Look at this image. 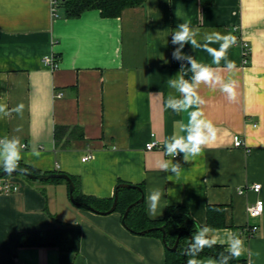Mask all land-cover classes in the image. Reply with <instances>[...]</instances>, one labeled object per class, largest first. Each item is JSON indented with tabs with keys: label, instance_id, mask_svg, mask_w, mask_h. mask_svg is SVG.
<instances>
[{
	"label": "crops",
	"instance_id": "crops-1",
	"mask_svg": "<svg viewBox=\"0 0 264 264\" xmlns=\"http://www.w3.org/2000/svg\"><path fill=\"white\" fill-rule=\"evenodd\" d=\"M183 21L199 29L200 44L212 32L236 39L227 53L233 72L223 70V60L213 65L236 81V99L229 101L219 85L215 91L199 87L205 115L219 131L187 162L163 150L188 119L165 106L169 93L178 95L167 86L169 77L182 75L174 62L186 60L173 58L180 46L171 42ZM244 43L251 51L247 64ZM181 51L211 64L201 48L186 44ZM46 57L55 58V69L45 65ZM19 104L21 114H0V137L21 138L22 165L40 175L75 177L83 195L100 200L115 199L119 186L132 185L146 202L159 187L165 190L162 213L150 220H163L169 207H186L201 226L221 236L238 234L247 248L240 260L264 264V213H248L264 202V0H147L118 18L92 10L76 19L60 8L54 13L50 0H0V105L11 110ZM236 137L243 147H236ZM153 141L162 148L147 151ZM164 159L181 163L179 176L159 170ZM8 177L1 180L19 190L0 192V264H166L161 238L132 233L121 213L74 205L67 183ZM256 184L260 190L252 189ZM66 226L81 231L78 254L19 244L21 233Z\"/></svg>",
	"mask_w": 264,
	"mask_h": 264
},
{
	"label": "clouds",
	"instance_id": "clouds-1",
	"mask_svg": "<svg viewBox=\"0 0 264 264\" xmlns=\"http://www.w3.org/2000/svg\"><path fill=\"white\" fill-rule=\"evenodd\" d=\"M178 16V15H177ZM179 17V16H178ZM198 28H193L188 21L179 23L171 33V42L178 44L180 47L173 52L174 59H186L190 64L192 76L191 79H185L178 72L175 77L167 79V86L175 89L178 95L169 93L165 106L175 114L187 113L188 119L180 128L181 135L175 131L165 139L163 145L164 154L167 157H177L183 154V160L189 161V157H196L201 152L211 146L217 139L219 129L206 117L203 106L206 104L205 99L200 95L198 89L201 85H206L210 90L215 91L219 85V91L226 95L229 101L236 99V81L225 77L217 71L221 61H224V71L232 73L236 68L235 62L227 57L228 49L236 43V39L231 34L221 35L218 32L205 34L204 43L200 44L195 39L198 34ZM189 44L194 49L201 48L211 57V64L198 61L193 56L182 53L181 49ZM213 44H219V48L211 47ZM183 71V65L181 66ZM157 95L159 93H156ZM24 105L19 104L9 110L6 105H0V114L10 116L13 112L21 114ZM16 128L14 132H20ZM26 145L21 142L18 135H5L0 137V170L3 174L12 175L20 174L26 170L21 167L23 151ZM31 154L39 157L41 152L35 147L31 148ZM85 160L87 157L84 158ZM159 170L165 173H172L179 176L183 170L180 162H173L172 159H164L158 162ZM168 189L167 191H172ZM165 195V190L159 187L149 191L146 199L148 215L156 218L162 213L161 201ZM188 244L184 250L187 257L186 264H230L234 259H239L247 252L245 242L236 233L228 232L221 236L210 226H195V231L187 238ZM224 247V251L218 256L203 257L201 254L205 249H212L215 246Z\"/></svg>",
	"mask_w": 264,
	"mask_h": 264
},
{
	"label": "trees",
	"instance_id": "trees-1",
	"mask_svg": "<svg viewBox=\"0 0 264 264\" xmlns=\"http://www.w3.org/2000/svg\"><path fill=\"white\" fill-rule=\"evenodd\" d=\"M147 0H60L58 8L64 11L65 17L68 19H76L84 13L92 10H98L102 16L107 18H118L123 12L129 8H137L144 6ZM206 3H213V0ZM183 65V71L181 66ZM174 67L180 69L185 79L190 80L192 73L189 71L190 64L187 60L175 61ZM62 129V128H61ZM61 133V130H58ZM21 167L26 171L40 175L38 172L27 168L21 164ZM2 172V170H0ZM9 178V177H8ZM75 184L74 197L78 202H85L96 210L104 213L111 210L115 199L100 200L93 197H87L81 193L80 182L77 178L70 176ZM52 182H65L66 180L54 179ZM144 190V188L142 187ZM119 196V204L115 213L125 215L129 206L142 198V192L139 190L118 187L117 193ZM210 212V211H209ZM201 226L190 214L188 208L183 206L169 207L166 211L165 218L160 221H152L149 219L146 209V202L133 207L126 220L125 227L134 234L141 235V232L153 228H165L166 236L160 230L151 232L147 236L159 237L163 240L166 248V264H186L187 257L184 250L187 247L188 240L195 231V226ZM211 227V225H208ZM81 231L75 227L66 226L55 231H44L35 233H21L19 235L20 246L32 247H55L62 251L78 254L81 246ZM178 239H180L177 251H172ZM224 251V247L215 246L212 249H205L201 254V258L208 256H218ZM230 264H249L245 260L234 259Z\"/></svg>",
	"mask_w": 264,
	"mask_h": 264
},
{
	"label": "water",
	"instance_id": "water-1",
	"mask_svg": "<svg viewBox=\"0 0 264 264\" xmlns=\"http://www.w3.org/2000/svg\"><path fill=\"white\" fill-rule=\"evenodd\" d=\"M18 175H23V176H25L26 178H28L30 180L42 181V182L43 181L54 180V179L66 180L69 183V186H70V198H71L72 203L74 205L78 206V207H81V208H84L86 210L95 212L97 214L111 215V214L116 212L118 204H119V196L117 194L116 197H115V201H114V204H113V207L111 208V210H109L108 212L102 213V212L96 210L95 208H93L92 206L88 205L85 202L76 201V199L74 197L75 184H74L73 180L70 178V176H68L66 174L35 175V174H32V173H30L28 171H25V172L20 173V174L6 175V174H3V172H0V179L8 177V176L17 177ZM121 187L122 188H127V189H138V190L141 191L140 188H138L136 186H132V185H122ZM143 202H144V195L142 196V198L140 200H138L137 202H135L134 204H132L131 206L128 207L125 215L123 216V220H122L124 226L126 225V220H127L128 216H129V213H130L131 209L133 207L137 206L138 204L143 203ZM157 230H160L161 232H163L164 237L166 236V231H165V228H163V227H161V228H153V229H149V230L143 231V232H141V235H147V234H149L151 232H154V231H157ZM179 243H180V239H178L176 245L173 248H171V250L172 251H177L178 247H179Z\"/></svg>",
	"mask_w": 264,
	"mask_h": 264
},
{
	"label": "built area",
	"instance_id": "built-area-1",
	"mask_svg": "<svg viewBox=\"0 0 264 264\" xmlns=\"http://www.w3.org/2000/svg\"><path fill=\"white\" fill-rule=\"evenodd\" d=\"M50 1L52 3L53 11L55 13L58 6H59L60 0H50ZM250 54H251V51H250L249 45L247 43H244V57L246 59V64L249 62L248 58H249ZM44 62H45V65L51 69H55L57 66V63H56L54 57H46ZM235 145H236V147L240 148V147L244 146V142L240 137H236L235 138ZM160 148H162V146L158 142H155V141L148 143L146 146L147 151H153L155 149H160ZM180 155H178L177 157H174V158H179ZM86 157H87V159L86 160L83 159V162H87L88 160L91 159L90 155L86 156ZM252 189L260 190L261 185L256 184L252 187ZM18 190H19V188L15 184H13L11 180H9V179L1 180L0 179V192L9 194V193L17 192ZM241 193H243V192H241ZM248 213L251 217L262 216V214L264 213V202L262 200H258L254 205H252L248 208Z\"/></svg>",
	"mask_w": 264,
	"mask_h": 264
},
{
	"label": "rangeland",
	"instance_id": "rangeland-1",
	"mask_svg": "<svg viewBox=\"0 0 264 264\" xmlns=\"http://www.w3.org/2000/svg\"><path fill=\"white\" fill-rule=\"evenodd\" d=\"M20 178L25 179V178H23V177H20ZM25 180H26V179H25Z\"/></svg>",
	"mask_w": 264,
	"mask_h": 264
}]
</instances>
